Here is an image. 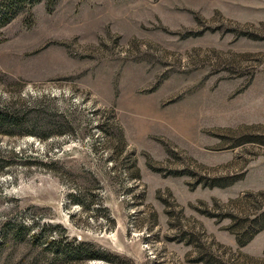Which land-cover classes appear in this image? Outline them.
Returning a JSON list of instances; mask_svg holds the SVG:
<instances>
[{"label": "rangeland", "instance_id": "374dc122", "mask_svg": "<svg viewBox=\"0 0 264 264\" xmlns=\"http://www.w3.org/2000/svg\"><path fill=\"white\" fill-rule=\"evenodd\" d=\"M15 10L0 264H264V0Z\"/></svg>", "mask_w": 264, "mask_h": 264}, {"label": "trees", "instance_id": "16d2710c", "mask_svg": "<svg viewBox=\"0 0 264 264\" xmlns=\"http://www.w3.org/2000/svg\"><path fill=\"white\" fill-rule=\"evenodd\" d=\"M20 1H23V0H4L0 4V25H4L10 20L11 14H14V12L16 11L15 9L17 8V5L20 4ZM42 118L43 117H41V112H36L34 110L33 117L29 118V120L32 121V123L35 124L36 126V124H38V122L42 120ZM43 119H44V123L42 124L43 126H40V127L42 129L45 127L44 130L42 131L46 132L47 128L52 126L54 122L52 121V119H49V118H43ZM26 122H29V121L25 119V117L17 116V114L8 112L5 109L0 110V129H2L4 125L15 127L18 130L23 129V125ZM19 131H21L22 133L25 132V130H19ZM90 246L92 248L91 243L82 242L79 247L80 253H85L87 256L97 257L98 255L95 252L93 253L91 252V250L89 252Z\"/></svg>", "mask_w": 264, "mask_h": 264}]
</instances>
